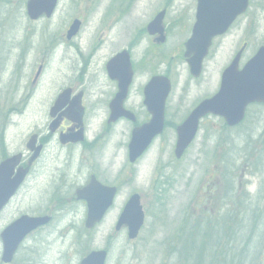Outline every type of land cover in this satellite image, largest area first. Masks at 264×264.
Returning <instances> with one entry per match:
<instances>
[{"label":"rangeland","instance_id":"1","mask_svg":"<svg viewBox=\"0 0 264 264\" xmlns=\"http://www.w3.org/2000/svg\"><path fill=\"white\" fill-rule=\"evenodd\" d=\"M26 2L0 0V160L2 153L10 155L24 150L32 133L48 130L49 107L65 70L71 67L74 85L89 87L90 81L81 70L80 54L94 60L91 77L102 89L113 84L105 72V63L125 47L131 49L135 65H141L132 89L135 99L142 100V86L153 72L168 74L173 89L167 100L165 132L147 151L133 177H125L114 208L94 229L85 228L86 207L82 202L74 201L62 210L65 198L85 181H66L65 176V172L85 163L83 149L73 153L67 163L63 159L62 180L47 165L34 169L19 197L0 214V233L22 212H51L54 220L32 233L24 243L21 255L34 248L40 250L39 256L28 263L18 257L15 264H79L90 249L107 247L111 249L108 264H184L180 237L187 234L197 241L194 237L199 230L193 227L187 233L185 229L201 213L214 215L222 202L219 194L244 198L239 203L243 209L222 223L225 241L235 240L233 246L238 256L230 254L221 264H236L237 258V264H264V104L251 106L245 121L236 127L228 128L221 117H206L183 158L174 155L175 127L199 101L217 92L223 70L244 42L247 47L241 63L264 44V0H251L249 10L228 33L214 41L198 78L190 74L182 54L184 43L191 36L197 0H60L52 18L37 21L29 18ZM163 8L167 9V39L158 43L146 26ZM76 18L82 19V28L75 39L68 41L67 29ZM21 47L26 48L25 55ZM152 50H157L158 58L165 57L158 59ZM69 56L74 63L64 67L62 60ZM42 62V76L34 82ZM96 97L101 100L88 98L86 90L89 140L103 130L106 122L104 94L98 93ZM131 127L125 121L115 126L121 147L118 160L122 165L127 163L126 142ZM106 145L104 141L103 146ZM211 189L215 190V198L207 202ZM134 191L142 195L146 222L139 237L130 240L126 229L116 231L115 226ZM257 213L260 219L255 218ZM171 240H176L175 246L180 247L181 260L177 251L172 254Z\"/></svg>","mask_w":264,"mask_h":264},{"label":"water","instance_id":"2","mask_svg":"<svg viewBox=\"0 0 264 264\" xmlns=\"http://www.w3.org/2000/svg\"><path fill=\"white\" fill-rule=\"evenodd\" d=\"M196 22L192 35L186 42L185 56L190 65L191 73L198 77L203 70V63L212 46L213 39L225 34L235 20L249 7L250 0H197ZM58 0H29L28 14L32 19H38L43 14L52 16ZM166 10L160 12L148 25L151 34H160V41L165 40L163 20ZM81 20H74L68 31V38H73L80 30ZM241 50L232 63L225 69L219 91L211 98L203 100L177 127L178 141L176 155L181 157L195 139L200 121L208 114H215L226 119L231 126L239 124L245 117L246 108L251 103H264V46L240 69ZM109 75L120 84V91L111 103V118L109 123L121 116L135 119L132 113L124 109L123 103L127 96L128 87L133 78V69L128 52L124 51L112 58L108 65ZM172 84L165 76H154L145 87V104L152 114V119L134 129L129 145L130 159L135 161L149 147L154 137L163 132L165 126V106L171 92ZM68 92L62 94L52 110V116L67 103ZM68 115L73 120L82 123L84 109L80 105V96L71 104ZM59 120L53 121L51 128L55 130ZM83 140V129L76 133L62 136L64 143ZM37 136L30 137L27 147L34 154V161L41 146H36ZM22 154H16L0 165V210L9 201L20 183L24 180L28 168H19L16 177L12 178L14 169L21 162ZM116 194L114 187H107L93 180L87 187L78 192L79 198L86 199L89 214L87 227H93L99 222L107 209L113 204ZM138 194L131 197L120 216L117 228L126 225L130 238H136L144 223V212ZM50 216L22 215L12 222L2 232L4 244V261H11L15 251L23 239L33 230L49 223ZM106 251H94L83 259L81 264H104Z\"/></svg>","mask_w":264,"mask_h":264},{"label":"flooded vegetation","instance_id":"3","mask_svg":"<svg viewBox=\"0 0 264 264\" xmlns=\"http://www.w3.org/2000/svg\"><path fill=\"white\" fill-rule=\"evenodd\" d=\"M68 30V29H67ZM67 38V36H66ZM154 41H157V37H152ZM68 40V39H67ZM72 41V40H68ZM130 52L131 49L129 48ZM26 52V48L21 47V53ZM52 52V50H51ZM49 53V52H48ZM80 57V64H81V70L86 75V79L90 82L89 87L85 86L84 84L77 86L74 85L71 82V77H73V72H69V75L67 78L63 79L61 82V77L58 80L57 88L55 90V93L52 97L51 104H55V102L58 99V95L60 92L64 91L66 88H72V94H76L77 92H82V104L85 106V110L87 113V103H86V90H88V98L93 97V99H100L96 97V94H104V104H105V110H106V122L102 125L103 130L97 132L95 136H93V139L89 140L88 138V127L85 122V134L86 138L81 143H62L61 135L67 133L68 131H71V129L76 128V124L68 115V108L70 106L69 103L65 105V107L57 114V117H60V126L55 131H51L48 129L47 131L39 130L35 132L37 134V144L41 145V151L39 153V156L34 160V162L31 164L29 162V158L31 156V153L24 149L27 153L24 156L25 166H29V173L28 178L33 173L34 169L37 166H45L47 165L49 169H51L54 172V175L57 176V179L62 180L64 174V169L61 164V162L65 161L67 163L73 153L76 151H79V149H83V159L85 163L82 165L79 169H73L71 171L65 172L66 181H70L71 179H85L84 185L90 183L93 177H96L100 182H102L105 185L110 186H116L118 189V192L122 191V186L125 183L124 179L127 175L130 174V177H133V174L135 173V168L139 165L138 162L134 164L126 163L124 165L119 164V156L118 154L121 152V147H119L120 140L117 139L118 133L115 130V126L119 124L122 121H125L129 124H131V130L137 126V124L141 125L145 122H147L150 119L149 112L145 105L143 104V90L144 87H142V100L135 99L132 96V89L129 92V95L125 101V107L129 109L130 111L134 112L137 120L136 122L130 120L127 117L120 118L117 122L114 124H108L107 120L110 117V102L115 97L119 90V84L118 82L112 80L113 84L110 86L109 89H102L98 86V83L95 82V77H91L92 74V66L94 65V60L91 58H84L82 54L79 55ZM64 60V61H63ZM62 60V63L65 66H71L72 63H74L73 57L64 58ZM86 61H88L86 65ZM106 64V63H105ZM44 63L42 62L38 68L43 69ZM71 67H69L70 71ZM105 72H106V65H105ZM42 76V73L35 76L34 82H36L38 79H40ZM38 78V79H37ZM90 100V99H89ZM101 100V99H100ZM91 103V100H90ZM91 105V104H90ZM49 115V122L51 121V112L48 113ZM76 130H78L76 128ZM105 143L107 144L105 147L103 146ZM126 149L128 154V143L126 142ZM50 151L52 153H50ZM59 151V152H58ZM61 155V159L59 160V156ZM1 160L7 158L9 156L8 153H2ZM64 157V158H63ZM131 180V179H130ZM27 182V181H26ZM26 182L22 185V187L17 191V193L13 196L11 199V202L16 200V198L19 197V195L22 193L21 190L26 185ZM67 187V185H66ZM77 198L74 197V193H71L68 198H65V200H74ZM84 205L86 204L84 201H81ZM8 207V206H7ZM6 207V208H7ZM86 207V205H85ZM5 208V209H6ZM86 215H87V207H86ZM54 218V216H53ZM30 236V235H29ZM28 236V237H29ZM1 243V242H0ZM24 244L19 247L17 252L15 253V256L11 262H5L1 261V264H15L18 261V257H21V261L27 262L28 260L32 259V256L37 254L36 249H29L32 253H29L27 255L24 254V251H21ZM1 247L3 249V244H1ZM1 249V250H2ZM2 253V251H1Z\"/></svg>","mask_w":264,"mask_h":264},{"label":"bare ground","instance_id":"4","mask_svg":"<svg viewBox=\"0 0 264 264\" xmlns=\"http://www.w3.org/2000/svg\"><path fill=\"white\" fill-rule=\"evenodd\" d=\"M137 17V15H135L134 16V19ZM61 69H63V67L61 68ZM64 71V70H63ZM69 69H67V70H65V72L63 73V75L61 76V80H63V79H65V78H67L68 77V75H69ZM68 74V75H67ZM57 84V83H56Z\"/></svg>","mask_w":264,"mask_h":264},{"label":"trees","instance_id":"5","mask_svg":"<svg viewBox=\"0 0 264 264\" xmlns=\"http://www.w3.org/2000/svg\"><path fill=\"white\" fill-rule=\"evenodd\" d=\"M239 203H240L239 201H237V200H233V204H234L235 206H233V208H232V207H230V205H228V208H229V209H233L234 212H236V211L238 210L236 206L240 205Z\"/></svg>","mask_w":264,"mask_h":264}]
</instances>
